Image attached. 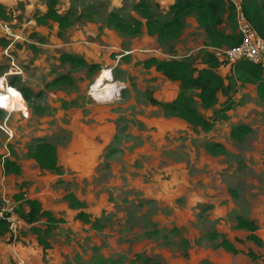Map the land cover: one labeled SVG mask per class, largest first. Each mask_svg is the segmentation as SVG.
Wrapping results in <instances>:
<instances>
[{"label": "rangeland", "instance_id": "obj_1", "mask_svg": "<svg viewBox=\"0 0 264 264\" xmlns=\"http://www.w3.org/2000/svg\"><path fill=\"white\" fill-rule=\"evenodd\" d=\"M174 1L2 0L11 15L6 23L21 39L10 51H0V77L9 74L7 81L14 79L15 87L25 90L30 115L27 120L16 114L0 117V126L10 134L0 130V205L15 202L13 196L22 190L65 223L47 239L46 251L29 225L19 220L14 240L6 236L1 244L29 247V256H37L39 264H139L147 258L159 264H262L251 261L245 252L251 249L264 256V95L258 94L255 83L239 85L228 119L213 121L207 132L192 130L146 100L151 95L170 101L178 86L154 69H145L143 61L134 58L137 50L153 49L157 58L188 60L198 68L201 49L229 47L212 46L195 13L186 15L171 52L160 46L147 33L142 13L161 16ZM49 4L68 17L62 35L82 25L77 31H88L93 40H85L81 33L82 41L73 44L71 37L58 35L57 23L38 25L35 17L44 15ZM110 15L127 26L138 23L141 32H118L108 24ZM220 29L230 34L227 25ZM55 30L67 52H74L68 55L86 65L62 62L64 53L48 47L55 40ZM109 69L116 87L120 84L123 89L95 100L91 88ZM55 79L61 82L50 85ZM195 102L208 118L210 112ZM237 125L249 128L240 141L230 135ZM105 128L110 129L109 136H99ZM40 138L55 146L60 175L40 171L27 157L29 146ZM211 145L221 146L224 152H210ZM111 149L115 152L108 156ZM6 158L20 165V175L6 173ZM68 192L83 199L87 212L105 225L102 231L73 219L75 212L62 200ZM237 215L257 222L262 246L246 241L245 233L234 229ZM172 228L180 235L169 232ZM211 229L227 236L242 252L232 257L215 251L204 239ZM153 230L159 235H151ZM181 237L191 243L188 257L183 256Z\"/></svg>", "mask_w": 264, "mask_h": 264}, {"label": "trees", "instance_id": "obj_2", "mask_svg": "<svg viewBox=\"0 0 264 264\" xmlns=\"http://www.w3.org/2000/svg\"><path fill=\"white\" fill-rule=\"evenodd\" d=\"M242 10L257 34L264 39V0H240ZM189 13H195L196 22L202 28L211 41V45L220 48L223 44L232 47L239 43V36L236 33L234 11L228 0H175L166 12L161 16H152L147 11L142 13L145 19V26L149 35L155 36L160 46H167L168 52L172 51L171 43L174 42L182 33L185 26V17ZM10 13L6 7L0 3V21L6 23L10 21ZM35 21L38 25H46L48 21L57 23L59 27L58 35L69 26L68 17L60 15L55 10L53 4L47 6L44 15L36 16ZM108 24L114 26L120 33H129L138 35L140 25L136 23L134 26L120 23L117 18L110 15ZM222 25H227L230 34L222 31ZM9 27V26H8ZM10 28V27H9ZM217 41H220L219 43ZM13 45V44H12ZM10 41L6 36L0 34V51L11 50ZM127 54L126 56H128ZM126 56H121L125 58ZM62 62H70L71 64L80 63L86 65L83 59L72 57L64 53L61 55ZM199 67H195L191 61L170 59H158L151 57L143 62L145 69L153 68L167 82L176 84L177 94L170 101H159L151 95L146 96L147 102L153 107H159L167 116L183 121L190 126L192 130L199 129L207 132L212 128L213 121L228 119L227 113L234 107V95L240 86L247 83H255L259 95H264V69L260 66L251 65L247 62H238L234 64L226 73L220 72V61L212 50H200ZM89 68H92L89 66ZM61 82L55 79L50 85H56ZM10 85L15 86V80L10 79ZM23 94L25 90L17 87ZM26 96V95H25ZM24 96V98H25ZM40 96V95H39ZM26 99V98H25ZM198 102L203 111H209L210 115L205 118L196 107ZM3 114L0 113V117ZM249 132V128L244 125H237L231 129L230 135L234 140L240 141ZM116 138V136H115ZM116 140V139H115ZM210 152L218 150L223 153V148L217 145L208 146ZM11 150V156H15V152ZM115 150L111 149L108 156L112 155ZM27 157L35 163L37 168L42 172H50L56 175L61 174V168L55 146L46 139L40 138L29 146ZM3 168L7 174L20 175L21 167L14 160L6 158L3 160ZM16 204L15 215L17 221H22L29 225L30 233L35 237L37 244L46 251L50 248L47 239L52 235L53 231L65 221L62 217L54 216L50 210L44 209L42 203L37 198L25 197V193L20 190L13 196ZM62 200L66 203L67 209L74 213V220L83 225H88L92 230L102 231L105 225L100 219L93 217L87 212V205L83 200L72 193L68 192L62 196ZM9 225L5 220H0V239L9 236L11 241L14 235L9 230ZM234 229L246 233L245 240L256 246H262L263 241L257 235L259 226L254 219H247L242 215L235 217ZM169 232L179 234L178 229L172 228ZM153 236L159 235L158 230L150 233ZM204 239L208 240L215 251L221 250L231 255H238L240 250L236 249L227 236L220 234L216 229H211L204 235ZM237 243H242L241 239H234ZM180 244L183 249V256L188 257L187 250L191 243L188 239L180 238ZM245 255L251 261L264 262L263 255L255 254L251 249L245 252ZM137 258L138 255H136ZM102 260V259H101ZM139 264H159L152 262L150 258Z\"/></svg>", "mask_w": 264, "mask_h": 264}, {"label": "built area", "instance_id": "obj_3", "mask_svg": "<svg viewBox=\"0 0 264 264\" xmlns=\"http://www.w3.org/2000/svg\"><path fill=\"white\" fill-rule=\"evenodd\" d=\"M228 1L233 7L236 33L240 40L237 45L232 47L212 49L213 53L220 61L219 70H229L238 62H247L264 69V39L257 34L255 29L248 22L242 10L240 0ZM0 34L7 37L10 41V46L21 39L20 36L13 34L11 29L1 21ZM119 57H117V59ZM108 71L111 77V70L109 69ZM8 75L9 74H4L0 77V113L3 115L16 114L20 118L27 120L30 115L29 106L22 92L17 87L9 85L7 81ZM121 87V85L118 86L117 91ZM0 130L10 136L9 131L2 126H0ZM15 208L16 204L11 201H4V203L0 205V220H5L10 223L9 230L14 235L17 233L16 225L18 222L15 215ZM18 264H21L20 260Z\"/></svg>", "mask_w": 264, "mask_h": 264}, {"label": "crops", "instance_id": "obj_4", "mask_svg": "<svg viewBox=\"0 0 264 264\" xmlns=\"http://www.w3.org/2000/svg\"><path fill=\"white\" fill-rule=\"evenodd\" d=\"M0 3L3 4L4 6H6V4H4L2 2V0H0ZM86 21H88V20H86ZM80 27H82V25L81 26H79V25L74 26L71 30L67 31L64 35H61V37H64V36L68 37L69 36V37H71L73 44H76V43H78V41H82L80 34L85 33V35L83 34L85 37V40L89 39L87 41H92L93 39L90 38L91 35L87 34L88 31H86V30L85 31H77ZM87 29H89V28H87ZM93 30H94V28L90 29L89 31H93ZM63 32H62V34H63ZM97 34H98V32L96 31L95 36H97ZM52 35L53 36L55 35L54 36L55 40L53 41V43L49 44L48 47L56 49V50H53L54 53H56V54H61V53L74 54V52L71 50H70L71 53L67 52L69 49L66 47V44L63 42L64 39L56 37V30L52 33ZM95 41H96V38H95ZM89 44H93V43L90 42ZM11 49H12V47H11ZM152 50L153 49H143V48L139 49L135 52L138 54H136L134 58H136L137 60L143 61V62L145 60L151 58V57L157 58L155 56V54H152L154 52ZM131 54H132V52L129 53V55H131ZM82 55H86V54H84L83 50H82ZM86 56H88V55H86ZM158 59H161V58H158ZM150 69H153V68H150ZM163 102H166V101H163ZM111 124H113L112 129L114 131L113 133L115 134L116 126L114 123H111ZM109 133H110V129L105 128L104 130L101 131V133H99V136H103V135L109 136ZM114 134H111V135H114ZM78 199L83 200L82 198H78ZM241 232H243V231H241ZM245 235H246V233H245ZM29 249H30L29 247L26 248L24 246H21L20 243H18V244H7V245L0 243V264H18L19 260L21 261V264H39L37 256L33 257V258H31L29 256V254H30ZM32 250H34V248ZM228 255L235 257V256H238L239 254L238 255L228 254ZM257 262H259V261H257ZM262 264H264V262H262Z\"/></svg>", "mask_w": 264, "mask_h": 264}, {"label": "bare ground", "instance_id": "obj_5", "mask_svg": "<svg viewBox=\"0 0 264 264\" xmlns=\"http://www.w3.org/2000/svg\"><path fill=\"white\" fill-rule=\"evenodd\" d=\"M116 83L111 80L110 72L104 70L102 75L98 77L96 83L91 88V95L95 100H103L110 98L112 95H117Z\"/></svg>", "mask_w": 264, "mask_h": 264}, {"label": "clouds", "instance_id": "obj_6", "mask_svg": "<svg viewBox=\"0 0 264 264\" xmlns=\"http://www.w3.org/2000/svg\"><path fill=\"white\" fill-rule=\"evenodd\" d=\"M111 75H112V73H111ZM113 78H112V76H111V80H112ZM10 85V84H9ZM117 86H120V84H118ZM123 89V87H121V88H119V90L117 91V92H120V90H122Z\"/></svg>", "mask_w": 264, "mask_h": 264}]
</instances>
